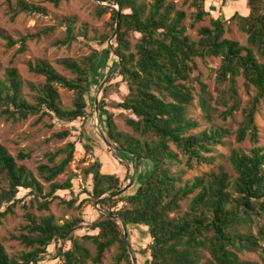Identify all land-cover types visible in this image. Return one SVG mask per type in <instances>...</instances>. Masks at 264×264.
I'll use <instances>...</instances> for the list:
<instances>
[{"label":"trees","instance_id":"trees-1","mask_svg":"<svg viewBox=\"0 0 264 264\" xmlns=\"http://www.w3.org/2000/svg\"><path fill=\"white\" fill-rule=\"evenodd\" d=\"M4 1L11 19L21 12L47 14L45 6L32 0ZM47 1L58 6L61 0ZM97 1H92V17L100 19L110 13L108 30L98 38L106 47L92 49L79 60L58 59L57 63L71 77L58 72L46 60L29 61V71L44 77L43 83L32 87L33 102L24 96L17 68L9 65L0 78V117L18 121L41 113L66 122L85 117L89 90L95 84L94 67L113 53L116 65L120 60L114 84L124 91L119 100H108L110 84L104 87L97 110L107 144L119 158L140 167L141 182L133 193H127L133 181L122 189L125 179L102 172L100 163L93 161L83 169V174L90 177L86 194L96 203L97 217L89 224L78 217L59 221L53 214L35 215L22 204L25 223L17 235L10 237L29 249L10 256L0 242V264H37L49 255L50 246L54 247V258L59 264H86L89 260L98 264L104 252L114 245L115 263L133 264L117 217L126 226L129 243L130 229L142 230L148 239L142 252L151 264H258L240 258L243 252L260 253L264 264V145L260 144L256 121L259 107L264 104V0H243L247 13L234 12L229 17L246 34L245 45L224 36L228 19L222 16L210 18V25L196 28L210 14L206 0L182 3L194 9L188 23L189 28L196 29L194 38L187 33L186 10L176 8L171 1ZM117 10L118 28L108 45ZM60 24L65 35L55 42L57 45H70L78 35L86 36L83 26L75 32L73 15H64ZM52 29L47 27L21 37L18 51L26 50L27 38H39ZM130 33L138 35L133 45L128 38ZM0 35L8 46L15 44L9 35L2 31ZM207 57L219 58L214 90L197 79L199 88L195 91L188 84L197 69L195 60L204 61ZM238 78L247 92H253L245 104L238 94ZM59 88L72 92L71 107L61 105ZM195 107L199 113L194 111ZM116 111L123 115L130 132L119 129L114 121ZM237 111L241 119L234 130L235 141L248 139L247 150L230 146L232 130L228 120ZM55 136L66 137L68 132ZM219 146L228 147L224 158L233 175L218 164L217 171L189 177L190 171L215 164ZM74 150L75 144L68 142L56 152L47 153L51 165L37 166L47 183L45 189L30 169L17 162L28 154L18 152L14 157L0 144V225L20 202L21 189L28 190L37 209L44 211L59 197V191L72 188L71 175L62 182L55 179L69 167ZM58 154L64 156L54 162ZM120 201L123 206L117 208ZM64 202L72 207L75 199ZM84 226L90 232L77 235L76 231ZM86 242L93 244L94 253Z\"/></svg>","mask_w":264,"mask_h":264},{"label":"rangeland","instance_id":"rangeland-1","mask_svg":"<svg viewBox=\"0 0 264 264\" xmlns=\"http://www.w3.org/2000/svg\"><path fill=\"white\" fill-rule=\"evenodd\" d=\"M32 1L45 6L47 14L41 15L21 12L14 19H11L6 11L5 1L0 0V31L16 41L14 45L8 46L6 39L0 35V78H3L6 67L9 65L15 66L22 80L24 96L29 102H33L31 96L34 90L32 87L37 88L40 83L44 82V77L30 72L27 63L29 61L34 62L37 59H43L64 76L71 77L72 75L63 69L57 63V60L63 57L79 60L83 56L90 54L92 49L103 50L106 47V43L100 44L98 38L108 30L107 23L110 21V13H106L100 19L92 17V1L97 3V0H61L58 6H54L47 0ZM168 1L173 2L176 8L186 10L187 18L185 23L187 25V33L193 38L196 37V29L188 27L190 21L189 14L194 9L188 5H183V0ZM205 5L210 14L203 21L197 23L196 28L201 25H210V18L222 16L228 19L226 25L227 31L224 36L237 40L242 45L246 44V34L238 29L235 20L229 18L234 12L247 13L245 1L206 0ZM116 7L114 6V8ZM64 15L75 16V32L78 31L80 26H83L86 28V36L78 35L77 39L70 45H57L55 42L63 39L65 35L64 27L60 24V20ZM47 27H53V29L46 34H42L39 38H27L26 50L23 52L18 51L21 37L35 34ZM137 36L136 33L129 34L128 38L132 45L136 42ZM107 44H112L110 37L107 39ZM104 58V60L94 67L95 84L89 90V105L84 119L80 118L74 122H66L58 120L49 114L41 113L29 115L26 119L18 121L5 120L3 117H0V144L4 145L14 157L17 156L18 152L28 154L25 159L17 160V162L24 164L30 169L37 179L41 181L45 189H47V183L40 177L37 166L41 163L51 165L48 161L47 153L56 152L58 149L65 147L68 142L75 144L73 160L66 171L55 179L62 182L71 175L72 188L70 190L59 191V197L49 204L48 210L44 211L37 209L33 196L28 190L21 189L18 194V197L21 199L20 202L15 205L13 213L8 214L2 221L0 225V242H2L10 256H17L21 251L29 249V247H25L19 241L10 237L11 235H17L21 231L20 226L25 223L23 216L25 210L21 207L22 204L26 205L27 211L35 215L53 214L55 219L59 221L78 217L82 218L85 224H89L97 217L98 209L96 203H92L86 194L90 190V177L86 178L83 174V169L91 165L93 161H98L102 169L106 172L114 173L121 177L122 180L125 179V186L133 181L132 185L127 189V193H133L141 182L139 179L140 167L137 168V166H134L129 159L122 160L119 158L112 147L101 136L104 133L102 132L101 118L98 114L96 103L98 105L102 96V91L100 92L101 85L117 66V57L113 53L107 54ZM195 61L197 63V69L192 73L191 76L194 78L188 84L193 85L195 91H197L199 88L198 79L205 83L209 90L213 91L215 69L219 65V58L207 57L204 61L199 59ZM116 73L110 77L111 82H107L104 86L106 87L110 84L108 86V100H119L121 93L124 91L123 87L117 88L114 84L118 79L114 78ZM237 90L242 104H245L253 93L252 91L247 92L244 89L240 78L237 79ZM59 93L61 105L63 107H71L72 92L64 88H59ZM106 109L111 110L109 106ZM194 111L199 113L198 107H195ZM114 113V121L119 125V129L130 132L131 128L124 124L123 115L118 111ZM240 119V111H237L234 117L228 120L232 130V134L229 137L231 141L230 146L247 150L250 147L249 140L246 139L238 143L234 137V130L237 128V122ZM256 121L261 133L260 144L264 145V104H261L259 107V111L256 114ZM100 129L101 133L99 132ZM62 131H67L68 136H55L56 133ZM227 150V146L217 147L215 151L217 153L215 164L211 166L202 165L190 171L188 176L190 177L195 173L201 174L209 170L217 171L218 164L223 165L228 173L233 175L229 163L224 158ZM63 156L64 154H58L55 156L54 162H58ZM125 176H130V179L124 178ZM71 199H75L74 205L68 207L64 201ZM78 203L81 204L79 205ZM181 204V209L184 210L186 208L184 202ZM87 232L90 231L87 226H84L77 230L76 234L82 235ZM129 239L131 248L133 247L136 251L133 253L134 257H136V263L144 264L147 256L142 251L148 239L143 236L142 230L135 228L130 229ZM85 245L91 253H94L93 244L86 242ZM48 251L49 255L44 256L37 264H59V260L54 258V247L50 246ZM116 252V245L111 246L104 252L103 258L98 264H116L114 258ZM240 258L262 264L260 253L243 252L240 254ZM86 264L93 263L89 260Z\"/></svg>","mask_w":264,"mask_h":264},{"label":"water","instance_id":"water-1","mask_svg":"<svg viewBox=\"0 0 264 264\" xmlns=\"http://www.w3.org/2000/svg\"><path fill=\"white\" fill-rule=\"evenodd\" d=\"M116 9H117V7H116ZM119 15H120V12L117 10L115 28H114L113 33H112L111 36H110V40H112V38L115 36V33H116V31H117V28H118V22H119ZM119 66H120V60H119V62H118V64H117L116 68H115V69L111 72V74H110V75L104 80L103 84H102L101 87H100V92L102 91V89L104 88V86L106 85V83L110 81V77L118 71ZM96 106H97V103H96ZM99 132L101 133V129H100ZM101 136H102V139L106 141L105 136H104L103 134H101ZM109 147H110V146H109ZM125 187H126V186H123L122 189H124ZM115 217H116V216H115ZM117 219H118V221H119V224L121 225L122 233H123V236H124V240H125V243H126L127 249H128V251H129V254H130V256H131L132 263H133V264H137V263H136V260H135V257H134V255H133V251H132L131 245H130V243H129V241H128V233H127L126 226H125V224L123 223V221L121 220L120 217H117Z\"/></svg>","mask_w":264,"mask_h":264},{"label":"built area","instance_id":"built-area-1","mask_svg":"<svg viewBox=\"0 0 264 264\" xmlns=\"http://www.w3.org/2000/svg\"><path fill=\"white\" fill-rule=\"evenodd\" d=\"M81 119H84V117H82ZM123 206V202H119L118 204H117V208H120V207H122ZM151 242H152V239H151ZM144 264H151L150 262H149V260L146 258L145 260H144Z\"/></svg>","mask_w":264,"mask_h":264},{"label":"crops","instance_id":"crops-1","mask_svg":"<svg viewBox=\"0 0 264 264\" xmlns=\"http://www.w3.org/2000/svg\"><path fill=\"white\" fill-rule=\"evenodd\" d=\"M101 171L104 172V173H110V172H106L105 170H103L102 167H101ZM146 258H147V257H146Z\"/></svg>","mask_w":264,"mask_h":264}]
</instances>
